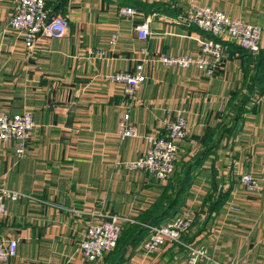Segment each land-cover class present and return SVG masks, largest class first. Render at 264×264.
Here are the masks:
<instances>
[{
    "label": "crops",
    "instance_id": "crops-1",
    "mask_svg": "<svg viewBox=\"0 0 264 264\" xmlns=\"http://www.w3.org/2000/svg\"><path fill=\"white\" fill-rule=\"evenodd\" d=\"M18 3L0 0V112H31L36 126L24 159L17 160L15 142L0 144V185L25 196L9 201V217L0 223V235L16 239L19 254L0 264H89L76 249L92 215L136 220L160 201L168 182L123 164L147 150L145 136H165L164 120L180 112L188 135L178 166L206 148L202 138L226 136L202 161L179 210L200 217L196 245L222 264H264V35L258 56L225 42L226 56L211 77L196 67L147 63L138 106L105 79L133 71L143 51L153 58L199 55V41L211 37L179 21L193 3L264 28V0H51L50 14L68 18L67 32L39 38L33 53L11 29ZM122 7L139 14L121 16ZM147 20L151 36L142 40L136 28ZM103 50L106 59L96 55ZM126 112L142 139H120ZM246 173L259 179V192L242 185ZM228 191L208 221L206 201ZM140 246L122 264H178L174 250L144 257Z\"/></svg>",
    "mask_w": 264,
    "mask_h": 264
},
{
    "label": "built area",
    "instance_id": "built-area-1",
    "mask_svg": "<svg viewBox=\"0 0 264 264\" xmlns=\"http://www.w3.org/2000/svg\"><path fill=\"white\" fill-rule=\"evenodd\" d=\"M51 0H19L14 17L11 21L13 32L22 34L25 44L31 53L34 52L35 43L41 37L54 38L66 34L69 26L68 18L62 15L54 17L50 14L48 4ZM120 15L134 18L139 13L132 8L122 7ZM179 21L187 26H194L208 34L211 38L200 40L201 52L197 56L183 55L157 58L146 57L138 60L133 71L109 74L106 80L123 87V95L131 99V105H136V97L141 86L148 80L146 64L159 62L168 67L191 68L196 67L206 77H211L219 69L226 56L228 47L225 42L233 41L241 48L247 50L253 56L259 54L264 28L246 23L243 19L231 17L226 12L215 10L209 6H200L193 3L188 12L179 18ZM150 20L137 27L138 37L147 40L151 36L149 28ZM118 36L114 34L109 41V46L116 47ZM94 54V53H91ZM100 59H106L107 51L96 53ZM36 124L31 112L22 114H5L0 112V144L15 142L17 160H22L27 155V143ZM165 136L147 135V150L134 161L123 164L126 169L144 171L153 176L157 181L168 182L176 169L178 153L188 135L186 118L180 112L176 119L164 120ZM118 134L122 141L126 139H142L139 130L131 122V115L126 112L119 124ZM241 183L250 192L260 191V181L252 173H246L241 177ZM25 196L17 191L0 185V223L9 217V201L17 202ZM231 210H236L230 207ZM73 214L79 210H70ZM93 221L88 225L84 236L77 244V253L89 264L99 261L103 264L106 257L117 246L122 236L125 225L137 223L134 218L123 217L115 214H94ZM194 224V217L184 210L179 215L169 220L162 226H150L149 235L142 242L140 249L144 257L159 254L164 245L182 242V238L190 233ZM19 242L16 239L2 237L0 235V263H6L18 256ZM189 248V247H188ZM186 260L180 264H221L213 261L209 250L204 246H191ZM64 264H72L67 260Z\"/></svg>",
    "mask_w": 264,
    "mask_h": 264
},
{
    "label": "trees",
    "instance_id": "trees-1",
    "mask_svg": "<svg viewBox=\"0 0 264 264\" xmlns=\"http://www.w3.org/2000/svg\"><path fill=\"white\" fill-rule=\"evenodd\" d=\"M261 56L259 58H261ZM240 119L241 116L237 118L238 121ZM233 126L234 124L231 126L232 129H234ZM223 137L226 136H221L215 142L213 140L207 141L205 140V137L202 138L201 143L207 145L205 148L206 151L204 149V152L202 151L200 154L194 155L189 164H183L181 167L176 164L177 167L174 174L164 186L160 201L153 208L146 210L140 218L136 219L137 223L124 226L122 236L119 239L117 246L106 257V261L109 264H122L129 252V249H135L137 246L142 244L145 238L149 235V226H162V224L179 215V210L181 206L185 204V200L187 199V192L194 182L193 179L197 169L202 164L204 158L210 155L212 148H216L218 146L217 144ZM228 193L229 191L227 193H220L217 199L213 200L215 197L212 196L206 201L209 213L208 221L216 216L222 207H224L227 203L229 198ZM199 218L200 217H197L196 221L194 220L193 227L191 228V230L194 231V234L190 237V230V233L182 238L184 245L180 244L177 246H181V248L186 249L185 245H196L195 239L203 230L200 227L198 229ZM202 227H205V224ZM197 246L202 245L197 244Z\"/></svg>",
    "mask_w": 264,
    "mask_h": 264
},
{
    "label": "rangeland",
    "instance_id": "rangeland-1",
    "mask_svg": "<svg viewBox=\"0 0 264 264\" xmlns=\"http://www.w3.org/2000/svg\"><path fill=\"white\" fill-rule=\"evenodd\" d=\"M247 51V50H246ZM138 101V103H136V105L138 106V105H140V101L139 100H137ZM35 121V120H34ZM179 153H180V151H179ZM178 153V154H179ZM179 156V155H178ZM195 220V219H194ZM193 227V226H192ZM196 233V232H195ZM194 234V231L193 230H191V233H190V237L192 236ZM180 244H183L184 245V243L183 242H181ZM179 244V245H180ZM178 245V243H169V244H167V245H164L163 246V248H162V250H161V253L163 254V255H166V253H168L169 251H171V250H174V251H176L175 252V256H176V258L174 259V261L175 262H178V264H180L181 262H183V261H185L186 260V258H187V256L189 255V253H190V247L192 246H190V245H185V248L186 249H183V248H181V246H177ZM194 247H197V245H193ZM189 247V248H188ZM163 251V252H162ZM211 257V256H210ZM212 258V260L214 261L215 259H213V257H211ZM216 261V260H215ZM107 262V261H106ZM218 262V261H217ZM173 263V262H172ZM220 263V262H219ZM222 264V263H221Z\"/></svg>",
    "mask_w": 264,
    "mask_h": 264
}]
</instances>
